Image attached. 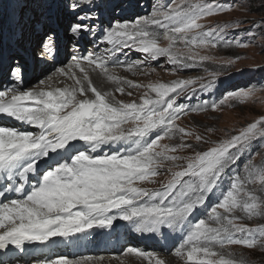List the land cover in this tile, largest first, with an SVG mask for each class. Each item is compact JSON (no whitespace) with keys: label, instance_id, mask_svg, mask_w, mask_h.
<instances>
[{"label":"snow or ice","instance_id":"snow-or-ice-1","mask_svg":"<svg viewBox=\"0 0 264 264\" xmlns=\"http://www.w3.org/2000/svg\"><path fill=\"white\" fill-rule=\"evenodd\" d=\"M252 3L242 7L251 11ZM54 6V19L33 22L30 42L47 46L54 25L67 21L63 27L71 38L89 41L97 50L73 54L67 67L57 70L72 81L65 87H53L51 77L25 87L23 57L17 58L18 51H0V73L7 81L0 84V251L14 246L23 253L26 244L78 239V234L111 229L120 220L136 233L178 237L168 255L179 264H249L230 248L264 251V223L251 227L240 222L264 218V115L225 131L218 140L209 135L219 131L214 127L201 133L177 121L189 112H221L235 106L232 102L244 103L255 90H232L192 105L180 98L196 96L197 80L140 84L119 75L121 68L147 75L142 66L162 57L179 71L211 62L219 70L205 67L211 80L200 78L199 83L202 91L212 88L235 61L198 50L232 47L235 37L227 38V25L202 20L232 11L235 2L167 0L143 16L120 19L109 13L107 21L101 0H54ZM252 27L264 32V20ZM235 43L247 46L243 40ZM101 44L106 45L102 50ZM131 53L144 58L121 59ZM129 89L144 91L138 99L118 98L133 97ZM3 118L21 127L5 124ZM202 145L210 146L202 150ZM257 155L260 164L254 160ZM164 174L169 178L159 187L142 186L157 184ZM124 255L141 264H172L160 253L136 247H128ZM102 261L59 255L39 264Z\"/></svg>","mask_w":264,"mask_h":264},{"label":"rangeland","instance_id":"rangeland-1","mask_svg":"<svg viewBox=\"0 0 264 264\" xmlns=\"http://www.w3.org/2000/svg\"><path fill=\"white\" fill-rule=\"evenodd\" d=\"M6 1L10 0H0V11L5 7ZM41 2H43V4ZM44 2H51V0H13L10 5L13 6V9L16 12V23L21 24L22 26L20 27L26 30L28 25H33L34 21L38 19H47L49 16H52L53 6H48V4L44 6ZM101 2L106 5L103 12V19L107 21L111 18L109 13L120 19H134L138 15L143 16L150 13L153 6L164 4L167 0H101ZM224 2H235L236 6L230 12L207 17L202 20V23L206 25H227V38L232 39L235 37V40H243L247 46L237 47L235 40H233L232 47H224L221 45L215 49L198 50L201 55H212L218 60L233 59L235 61L233 65L227 68L225 74L220 75L217 80L213 82L212 88L207 91H202L199 83L200 78H203L204 83H208L211 80L208 73L204 71L205 67L208 68L209 72L219 70V65L211 62H205L203 67L189 68L179 71L172 65L168 64L166 58L162 57L158 61H150L147 65L142 66L144 71L149 74L145 75L139 70L140 72L137 71V75L130 78L140 84H147L149 81L170 83L174 80L189 78L197 80L198 83L193 86L196 90V96L191 99H184V97L180 98V102L192 105L199 104L201 101L211 102L217 100L223 93L228 91L237 89L247 90L249 87L254 89L255 96L244 103L232 102L235 106H224L223 111L221 112H212L210 109L208 111L189 112L187 116H183L177 121V124L181 127L186 129L197 128L201 133L205 132L206 127H214L218 129L219 131L209 134L212 140H218L225 136V131L231 133L233 130H238L243 126H246L247 123L253 122L255 119L264 115V32L252 27L253 22L259 24L261 20H264V0H253L251 11L242 7V5L246 4L248 0H224ZM66 23L67 21L61 23L63 29V24ZM106 26L107 25L105 24V27ZM248 29H252L251 34L247 31ZM62 34L63 39H68V33L62 30ZM13 35L14 34L12 33L7 35L6 26L0 30V51L3 52L6 48L10 47V44H8L7 41L8 39L11 41V46L12 44L19 46L13 42ZM30 37L31 32H29V39ZM161 43L162 46H166L167 42L162 41ZM90 44L94 45L91 42ZM104 47H106V45H100L101 50ZM18 48L21 50V47ZM69 49L70 47L68 50ZM71 50H73V48ZM134 54H136L138 58L140 55H142L140 57L141 59L144 58L141 53ZM237 56L239 59H236ZM153 68L155 71H151ZM35 73L38 74V72ZM119 75L124 77L127 76V74L125 75L121 71H119ZM56 76L60 79L56 78L57 82L53 84V87L59 84L60 86H64V80L61 79L64 76L58 74ZM37 80L38 78L35 75L30 81H27L24 86H33ZM2 83L5 82L1 81L0 84ZM129 90L133 91V97L119 96L118 94V98L124 100L138 99L144 91V89ZM174 142L175 141L169 142L168 140H164L161 143ZM209 146L210 145H202V150H206ZM261 151L264 152V150ZM182 154L187 155L189 153ZM254 160L257 164H260L261 156H255ZM242 166L241 162L239 167L242 168ZM168 178L169 176L164 174L156 178L158 181L157 184H144L142 186L157 188L160 186V182H166ZM213 200H215V197ZM238 215L243 214L238 213ZM240 222L246 223L251 227H256L259 224L264 223V218L256 216L252 220H243ZM230 251L236 256V258H247L249 264H264V251H261L259 248L249 250L240 246H231ZM169 258L171 259L175 257ZM145 264L147 263L145 262Z\"/></svg>","mask_w":264,"mask_h":264},{"label":"bare ground","instance_id":"bare-ground-1","mask_svg":"<svg viewBox=\"0 0 264 264\" xmlns=\"http://www.w3.org/2000/svg\"><path fill=\"white\" fill-rule=\"evenodd\" d=\"M29 42H30V39H29ZM35 43V41L34 40H32L31 42H30V44H34ZM37 49V48H36ZM26 55L27 56H30V59L31 58H33V56H35V54H33V55H31V52L29 51V50H27V52H26ZM42 56H44V55H42ZM39 57H40V55H39ZM46 59H43V62L45 61ZM22 63H25V62H22ZM47 64H43L42 65V67L43 68H45V66H46ZM48 67H50V66H48ZM67 67V66H66ZM57 70H58V68L57 69H55V71H51V72H48V73H44V71H42V72H38V74H40L41 75V80H45V79H47L48 77H51V80H49L48 82L53 86V84H55L57 81H56V78H59V77H57L56 75H57ZM60 79V78H59ZM61 79H63L64 80V86H60V84L59 85H57V86H55V87H65L66 85H70L71 84V82L72 81H70V80H68L66 77H63V78H61ZM62 85V84H61ZM107 87V86H106ZM149 236H151V235H149ZM105 238V237H104ZM168 239L169 240H176V242L178 241V237H173V236H168ZM122 241L124 242V240L122 239ZM102 243V242H101ZM133 247H136V248H138V249H143V250H145V251H148V252H157V253H160L161 255H163V256H165V257H170L169 255H168V253H166V252H162V249H158V250H155L150 244H148V243H145V244H143V245H136V246H133ZM126 252V247L125 246H123L122 247V250H120L119 251V253H117V254H111V255H108V257H103V261H102V264H121V261H125L126 260V264H141V262L139 261V260H137L135 257H131V256H128V257H125V255H124V253ZM117 255V256H116ZM81 257H83V256H81ZM92 257H97V255H93ZM117 257H119L120 259L119 260H117ZM171 257H174V256H171ZM77 259L78 258H80V257H76ZM171 260H172V264H179V262H178V260H177V258L175 259V258H171ZM146 262V261H145ZM145 262H144V264H145ZM147 263V262H146Z\"/></svg>","mask_w":264,"mask_h":264}]
</instances>
